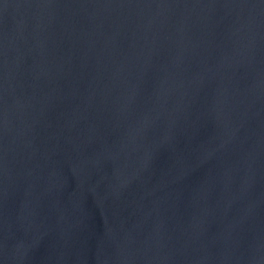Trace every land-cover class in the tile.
<instances>
[{
    "label": "water",
    "instance_id": "1",
    "mask_svg": "<svg viewBox=\"0 0 264 264\" xmlns=\"http://www.w3.org/2000/svg\"><path fill=\"white\" fill-rule=\"evenodd\" d=\"M0 264H264V0H0Z\"/></svg>",
    "mask_w": 264,
    "mask_h": 264
}]
</instances>
